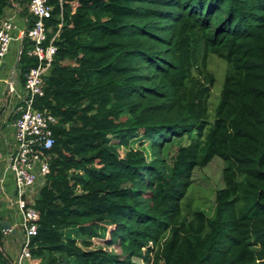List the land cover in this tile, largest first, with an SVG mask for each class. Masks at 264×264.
I'll return each mask as SVG.
<instances>
[{"label":"trees","instance_id":"16d2710c","mask_svg":"<svg viewBox=\"0 0 264 264\" xmlns=\"http://www.w3.org/2000/svg\"><path fill=\"white\" fill-rule=\"evenodd\" d=\"M48 4L56 53L35 107L59 122L30 264H264V0ZM211 56L227 64L212 120ZM215 158L224 187L209 216L187 200Z\"/></svg>","mask_w":264,"mask_h":264},{"label":"built area","instance_id":"2783aa9c","mask_svg":"<svg viewBox=\"0 0 264 264\" xmlns=\"http://www.w3.org/2000/svg\"><path fill=\"white\" fill-rule=\"evenodd\" d=\"M15 3H26L33 18L31 27L22 33V40L30 45L28 55L38 61L37 66L26 74L24 93L15 108L16 149L9 162V170L15 178V203L23 215L24 241L17 264H24L31 258V239L39 232L37 198L33 189L38 182L44 185L50 174V156L46 153L55 144L53 128L59 120L50 111L35 107L37 99L44 95L45 76L56 53L54 39L47 42L46 22L51 18L53 8L48 0H13L12 5ZM17 28L14 18H0V67L11 50L15 40L13 32ZM22 52L23 47L18 52L19 58ZM8 84L9 91L14 92V82Z\"/></svg>","mask_w":264,"mask_h":264},{"label":"crops","instance_id":"0c3cea01","mask_svg":"<svg viewBox=\"0 0 264 264\" xmlns=\"http://www.w3.org/2000/svg\"><path fill=\"white\" fill-rule=\"evenodd\" d=\"M5 17L15 20V40L0 67V264H17L24 241L23 215L15 203V178L9 170L10 156L16 149L15 108L24 93V81L19 70L22 33L28 28V18L22 13L21 4H13ZM14 82V92L9 91V82ZM43 187L38 182L33 194L35 198ZM24 264H30L26 261Z\"/></svg>","mask_w":264,"mask_h":264},{"label":"rangeland","instance_id":"374dc122","mask_svg":"<svg viewBox=\"0 0 264 264\" xmlns=\"http://www.w3.org/2000/svg\"><path fill=\"white\" fill-rule=\"evenodd\" d=\"M208 69L216 78V82L208 102L209 115L211 116L210 120H212V117L215 115L216 108L220 103V95L223 88L224 77L227 72V64L218 57L211 56L208 58ZM184 144H187V141H185ZM133 145L136 148L139 146V142H135ZM177 147L178 145L173 148L171 154H174L177 151ZM129 149V147L121 149V155L125 156ZM223 168V161L220 158H215L207 167L203 169H196L193 172L192 188L188 193V197L190 199L187 200L193 210L204 211L209 216L214 214L216 192L224 187ZM94 240L96 247L103 246L107 248L106 244L108 240H112V236L111 233H107L106 240ZM254 248H256L255 245ZM112 249L113 251L120 252L118 244L113 246ZM135 262L138 264H144L141 261L135 260Z\"/></svg>","mask_w":264,"mask_h":264}]
</instances>
